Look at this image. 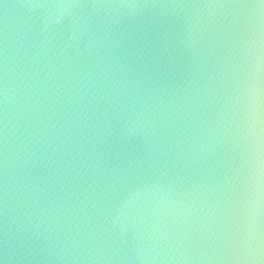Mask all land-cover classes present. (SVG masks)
<instances>
[{
	"label": "water",
	"instance_id": "95a60500",
	"mask_svg": "<svg viewBox=\"0 0 264 264\" xmlns=\"http://www.w3.org/2000/svg\"><path fill=\"white\" fill-rule=\"evenodd\" d=\"M2 264H264L259 0H0Z\"/></svg>",
	"mask_w": 264,
	"mask_h": 264
},
{
	"label": "snow or ice",
	"instance_id": "6c2138e0",
	"mask_svg": "<svg viewBox=\"0 0 264 264\" xmlns=\"http://www.w3.org/2000/svg\"><path fill=\"white\" fill-rule=\"evenodd\" d=\"M259 5L264 6V0H259ZM2 264V262H0Z\"/></svg>",
	"mask_w": 264,
	"mask_h": 264
}]
</instances>
